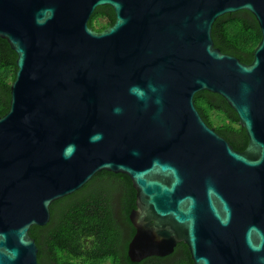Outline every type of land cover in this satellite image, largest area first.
Returning <instances> with one entry per match:
<instances>
[{"label": "water", "instance_id": "water-1", "mask_svg": "<svg viewBox=\"0 0 264 264\" xmlns=\"http://www.w3.org/2000/svg\"><path fill=\"white\" fill-rule=\"evenodd\" d=\"M102 5L116 18L99 31L89 20ZM239 10L262 32L250 63L212 36ZM0 37L18 55L0 117V264H40L31 226L102 170L137 192L132 261L183 241L193 264H264V0H0ZM149 83L147 103L129 93ZM201 90L236 110L244 150L202 117Z\"/></svg>", "mask_w": 264, "mask_h": 264}, {"label": "trees", "instance_id": "trees-1", "mask_svg": "<svg viewBox=\"0 0 264 264\" xmlns=\"http://www.w3.org/2000/svg\"><path fill=\"white\" fill-rule=\"evenodd\" d=\"M110 5L98 6L89 26L103 30L115 21ZM216 47L250 63L262 38L255 15L248 10L219 16L212 27ZM18 55L0 37V117L10 106L11 84L16 77ZM195 104L205 121L235 149L244 150L249 138L236 110L220 94L198 91ZM137 192L131 178L108 170L97 172L73 193L56 199L45 225H32L30 235L38 246L40 264H193L188 245L181 241L173 253L132 261L128 245L135 228L129 214L136 206Z\"/></svg>", "mask_w": 264, "mask_h": 264}, {"label": "clouds", "instance_id": "clouds-1", "mask_svg": "<svg viewBox=\"0 0 264 264\" xmlns=\"http://www.w3.org/2000/svg\"><path fill=\"white\" fill-rule=\"evenodd\" d=\"M149 92L156 93L157 87L154 84L149 83L147 85V91H145V89L141 88L139 85H132L129 88L130 94L135 95L137 97V99L145 101V103H147V101L150 99V97L148 96ZM154 103L159 105L162 103V101L157 96L156 99L154 100ZM113 111L115 114L119 115L122 112V109L117 107ZM101 139H103V133L96 132V133H93V135L89 137V142L90 143H97ZM74 151H75V146H73V153H74ZM63 158L69 159L70 154L67 152L63 153Z\"/></svg>", "mask_w": 264, "mask_h": 264}]
</instances>
